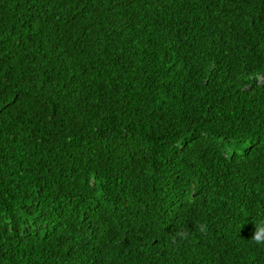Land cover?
<instances>
[{
    "label": "trees",
    "instance_id": "16d2710c",
    "mask_svg": "<svg viewBox=\"0 0 264 264\" xmlns=\"http://www.w3.org/2000/svg\"><path fill=\"white\" fill-rule=\"evenodd\" d=\"M264 0H0V264H264Z\"/></svg>",
    "mask_w": 264,
    "mask_h": 264
},
{
    "label": "clouds",
    "instance_id": "9594fccd",
    "mask_svg": "<svg viewBox=\"0 0 264 264\" xmlns=\"http://www.w3.org/2000/svg\"><path fill=\"white\" fill-rule=\"evenodd\" d=\"M262 237H264V226L259 227L255 234V239L258 243L262 241Z\"/></svg>",
    "mask_w": 264,
    "mask_h": 264
}]
</instances>
